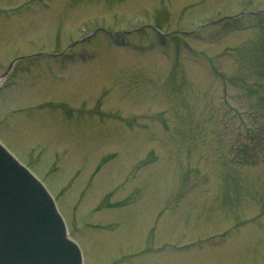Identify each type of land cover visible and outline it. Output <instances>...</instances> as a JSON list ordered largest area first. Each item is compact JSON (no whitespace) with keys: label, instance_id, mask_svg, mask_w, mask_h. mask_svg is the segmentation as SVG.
Returning a JSON list of instances; mask_svg holds the SVG:
<instances>
[{"label":"rangeland","instance_id":"rangeland-1","mask_svg":"<svg viewBox=\"0 0 264 264\" xmlns=\"http://www.w3.org/2000/svg\"><path fill=\"white\" fill-rule=\"evenodd\" d=\"M260 11L0 0V76L21 57L0 81V140L52 193L85 264H264Z\"/></svg>","mask_w":264,"mask_h":264},{"label":"water","instance_id":"water-1","mask_svg":"<svg viewBox=\"0 0 264 264\" xmlns=\"http://www.w3.org/2000/svg\"><path fill=\"white\" fill-rule=\"evenodd\" d=\"M0 143V264H84L43 183Z\"/></svg>","mask_w":264,"mask_h":264}]
</instances>
